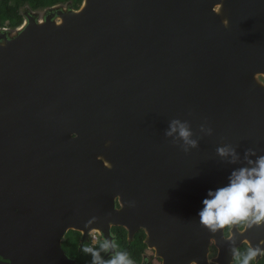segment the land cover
I'll return each instance as SVG.
<instances>
[{"label":"water","instance_id":"95a60500","mask_svg":"<svg viewBox=\"0 0 264 264\" xmlns=\"http://www.w3.org/2000/svg\"><path fill=\"white\" fill-rule=\"evenodd\" d=\"M174 120L196 147L165 135ZM261 156L264 0H83L0 32L8 264H76L61 246L67 231L109 240L139 215L131 208H156L151 247L175 239L179 207L198 217L209 191Z\"/></svg>","mask_w":264,"mask_h":264},{"label":"flooded vegetation","instance_id":"af4514ba","mask_svg":"<svg viewBox=\"0 0 264 264\" xmlns=\"http://www.w3.org/2000/svg\"><path fill=\"white\" fill-rule=\"evenodd\" d=\"M52 8L33 11L25 6L21 10L23 15L21 25L13 28L7 24L0 27V32L9 37L10 34L15 35L24 29L29 24L31 16L36 21H41L48 16L55 19L57 12L61 9L76 10L69 4H63L59 9ZM191 188L192 186L189 194H194ZM116 208H120L118 199L116 200ZM179 208L178 211L181 215L176 214L175 221L177 228L180 229L176 233L178 238L162 240L163 242L160 240L155 247H151L146 241L148 231L145 226L149 220H153L151 215L147 217V213L157 212L156 208L155 210L152 207L131 208L132 212L139 211V215H130L127 226L118 225L110 228L109 240H107L110 247L108 251L104 252L101 261L110 260L117 252H126L134 264H242L243 256L249 247L264 250V223L251 227L243 224L226 226L222 229V233L219 229L213 232L200 224L199 216L195 217L193 215L191 217L189 215L194 213L193 207L182 206ZM154 218L156 220L155 225L158 226L161 217L156 216ZM194 219H197L196 228H198V231L189 229L191 225L192 228L195 227ZM91 232L83 241V234L79 230L70 229L67 231L62 238L61 246L69 260L74 261L76 264H84L87 259L93 260L92 254L85 253L82 250L83 247L87 246L95 250L99 244H104L106 239L103 233L96 231V241L92 242ZM0 235L1 237L3 235V239L0 237V264H8L10 259L5 257L8 254V247L5 244L8 232L4 231ZM112 244L115 247H111ZM233 250L238 252L239 255H234ZM165 254L166 258L164 257ZM251 264H264V255H258L255 260L251 261Z\"/></svg>","mask_w":264,"mask_h":264},{"label":"clouds","instance_id":"9594fccd","mask_svg":"<svg viewBox=\"0 0 264 264\" xmlns=\"http://www.w3.org/2000/svg\"><path fill=\"white\" fill-rule=\"evenodd\" d=\"M177 131L185 145L196 147V141L190 139L192 133L187 125L181 124L178 120L172 121L170 130L165 135L172 136ZM184 151H187V148ZM217 151L221 156L231 153L235 157L234 150L219 148ZM249 163L252 162L249 161ZM255 163L256 167L234 171L227 187L208 192V197L211 198L203 200L204 208L199 212L201 225L215 232L226 226L243 224L251 227L264 223V156L259 157ZM109 247L107 240L101 245L103 251H108ZM111 247L115 245L112 244ZM82 250L92 254L93 264H100L98 251L87 246H84ZM233 254L239 255L235 250ZM258 255H264V250L249 247L243 256L242 264H251ZM104 264H134V262L126 252H117Z\"/></svg>","mask_w":264,"mask_h":264},{"label":"trees","instance_id":"16d2710c","mask_svg":"<svg viewBox=\"0 0 264 264\" xmlns=\"http://www.w3.org/2000/svg\"><path fill=\"white\" fill-rule=\"evenodd\" d=\"M83 0H0V27L9 24L15 28L23 22V15L21 14L22 8L28 6L31 10H42L57 5L69 4L73 9H79ZM99 244L95 250L99 252L100 264L108 260L101 261L105 251L102 250ZM84 264H93V260L87 259Z\"/></svg>","mask_w":264,"mask_h":264},{"label":"built area","instance_id":"2783aa9c","mask_svg":"<svg viewBox=\"0 0 264 264\" xmlns=\"http://www.w3.org/2000/svg\"><path fill=\"white\" fill-rule=\"evenodd\" d=\"M90 235H91V241L95 242L96 241V237H97V232L96 231H92Z\"/></svg>","mask_w":264,"mask_h":264}]
</instances>
